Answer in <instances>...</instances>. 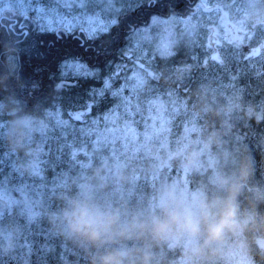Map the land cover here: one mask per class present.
<instances>
[{"label":"clouds","instance_id":"1","mask_svg":"<svg viewBox=\"0 0 264 264\" xmlns=\"http://www.w3.org/2000/svg\"><path fill=\"white\" fill-rule=\"evenodd\" d=\"M244 21L264 23V0H253ZM15 67L10 64L8 74L0 77V91H9ZM239 107V98L230 99L220 111ZM4 110L15 117L10 121V146L31 155L26 139L33 118L17 115L20 109L11 95L0 100ZM247 115L255 116L254 110L249 108ZM212 142L214 136L208 137L199 151L186 145L174 154L179 166L187 172L199 170L201 152ZM103 169L65 186L48 213L52 228L84 252L87 264H165L158 252L163 247L176 253L166 264H225L230 239L252 233L258 242L264 241V213L259 211L264 187L250 185L254 166L248 155H242L231 172L214 168L207 182L194 189L176 182L160 184L137 206L102 195L108 187ZM115 179L121 183L126 178L117 173ZM15 238L14 228L0 230V254L14 251Z\"/></svg>","mask_w":264,"mask_h":264},{"label":"rangeland","instance_id":"2","mask_svg":"<svg viewBox=\"0 0 264 264\" xmlns=\"http://www.w3.org/2000/svg\"><path fill=\"white\" fill-rule=\"evenodd\" d=\"M251 5H253V0H210V7H224L231 14L235 11L236 14L241 13L242 17ZM61 11H67V9L62 8ZM72 11H78L75 5H73ZM2 13L21 16L25 14V9L19 3V0H0V15ZM206 18V13H202L201 16L197 17L198 25L193 35L186 34L183 25H176L177 47L180 43H183L187 59L179 62L174 59L156 60L148 65L154 71L159 72L160 75L162 74L166 78L165 82L161 83L150 78L144 69L137 68L130 60L128 62L118 60L105 68V72H112L116 70L117 65H124L120 73L125 70L128 74L118 77L115 81L116 85L123 83L122 78L131 75L132 71L140 72L143 75V86L136 93L139 97L142 112L136 117L137 123L134 129L122 127L117 132L104 133L99 136L95 133L92 135L82 133V128L92 126L91 119L96 115L89 116L85 123L84 121L73 120L69 116L68 110L79 108V104L84 103L87 99L86 96H82L84 99H79L81 96L68 99L65 107L52 103L42 118H33L34 126L28 132V135L34 141L29 142L33 145L31 149L36 155V161L31 164V172L34 173L38 170V159H42L43 156L52 152L62 151L66 145L69 130H73L80 139L77 144H75L76 142L73 143L75 144L74 147L77 145L86 147L85 142L92 137L91 147L95 150V154L87 160L81 159L79 163L93 168L101 166L100 159L97 157L104 159L105 155L115 156L112 162L113 165L110 166L109 176L115 174L114 171L117 170L115 168L127 166L128 170L135 173L134 177L130 176L129 178L135 179L138 177L143 182L145 174L144 172H138L139 166L151 161L153 163L152 175L145 180L148 184L155 183L158 186L163 183L176 182L181 186L194 189L201 182H207L214 168H222L226 172L235 170L243 152L238 148L231 150L229 141L232 139L241 147L243 135L233 127L229 118L231 115L238 113L240 107L234 108L231 112H223L220 109L228 100L239 98V91H215L206 80L205 74L195 79L191 86L192 90L189 92L175 90L173 84H168V82L188 83L193 67H195L200 57L205 55L208 35L206 29L208 23H204ZM193 57L196 59H193ZM133 59L135 60V56H133ZM10 64L14 65L13 58H10ZM72 79L76 78L71 72H68L64 83ZM101 86L100 84L97 87ZM153 97H159L160 99L150 111L145 105V101ZM109 99H111L110 96ZM218 111L219 115L216 114ZM63 121L68 123L64 124ZM103 127L104 123L102 121L101 128ZM3 133H9V128L4 129ZM210 136H214V142L201 152L199 170L187 172L182 169L174 154L186 145L195 147L199 151ZM76 150L77 153L81 152L83 155L91 154L85 148ZM122 151H125L124 157H120L118 154L115 155L117 152ZM163 158L166 159L163 160ZM176 159L177 162L173 163ZM172 168H175L176 171L169 178L167 176ZM179 169L182 170L183 174H178L175 177L174 175L178 173ZM142 182L138 186L139 189L143 187ZM250 185H254V183H250ZM114 189L119 190L118 187ZM129 195L133 196V193ZM121 196L122 192L119 190V197ZM134 197L139 198L140 196L134 194ZM229 245L230 247L227 249L228 258L225 264H256L248 255L247 249L253 250L264 260V241L258 242L252 233L230 239Z\"/></svg>","mask_w":264,"mask_h":264},{"label":"snow or ice","instance_id":"3","mask_svg":"<svg viewBox=\"0 0 264 264\" xmlns=\"http://www.w3.org/2000/svg\"><path fill=\"white\" fill-rule=\"evenodd\" d=\"M19 3L24 6L25 15L33 25L23 50L15 59L24 95L27 97L30 92L32 102L49 97L53 87L46 85L45 78L51 82L60 80L55 85L63 88L68 72L77 79V86L80 80L85 83L100 81L101 87L85 89L87 99L79 104V110L68 113L73 120L86 123L91 113L99 112L91 119V127L81 129L82 133L98 136L117 132L122 127L135 128L136 117L142 112L136 93L143 86L144 78L140 72L132 71L131 75L122 78L123 83L116 85L124 65H117L115 71L105 72L111 64L110 53L106 48L88 47L85 51V43L95 44L111 37L108 47L117 48L123 57L131 59L135 56L134 65L148 70V65L154 61L174 59L179 54L176 51L177 24L183 25L186 34L193 35L198 25L197 17L211 10L210 0H199L194 9L185 0H19ZM73 5L78 11H72ZM62 8L67 11H61ZM178 9L186 10L187 14L165 15L181 11ZM77 31L85 37L84 45L75 50L65 49L60 42L65 37H75ZM121 41H125V47H119ZM262 50L264 44L250 49L245 59L261 55ZM211 59L223 64L218 52ZM159 99L149 98L145 105L151 111ZM254 112L258 124H264V99L260 100ZM69 148L75 158L77 150L71 144Z\"/></svg>","mask_w":264,"mask_h":264},{"label":"trees","instance_id":"4","mask_svg":"<svg viewBox=\"0 0 264 264\" xmlns=\"http://www.w3.org/2000/svg\"><path fill=\"white\" fill-rule=\"evenodd\" d=\"M199 0H185L193 9ZM183 5H181V9ZM178 9V10H181ZM9 15V13H7ZM186 10L177 11L175 13H166L165 15H186ZM7 22L6 20H3ZM5 25L7 23H4ZM32 28L31 25L29 29ZM28 33L21 39L16 36L12 30L5 27L0 23V77L8 74L10 58L14 59L15 71L12 72V78L8 81L9 91H0V100H4L7 96L11 95L16 102V106L20 109L17 115H25L32 118H42L45 115L47 108L52 103H57L65 107V103L68 99L78 96H86L85 89L91 87L100 86V81L89 80L87 83L80 80L79 86H77V79L65 81L66 86L63 88L58 87L57 83L49 81L45 78L46 85H51L53 90L49 97H45L43 100H37L32 102L30 97L31 93H28L26 97L23 92V85L18 75L17 65L15 59L19 57L21 51L24 48L25 40ZM77 37L79 39L77 40ZM85 37L77 31L75 37H65L60 43L64 45L67 50L78 49L81 45H84ZM111 37H105L102 41L95 44L85 43L84 49L97 48L98 50L106 48L110 53L109 59L112 62L123 60L128 62L126 57H123L121 51L115 47H108V42ZM125 41H121L119 47H124ZM59 51V48H57ZM182 51V53H180ZM178 55L174 58L177 62L187 59V54L184 53V45L178 46ZM123 71L120 76H125L128 73ZM166 78L162 77L159 82H165ZM99 115V112L94 111L92 115ZM15 117L9 115L7 110L0 113V230L7 227H12L15 230L16 238L14 243V251L8 255L0 254V264H87V259L84 252L78 248L74 243L65 239L57 234L52 228L48 220V213L57 206V196L68 184H73L91 176L92 171L98 167L104 166L103 175L108 180V187L102 193V195L111 197L113 199H124L131 206L142 205L146 203L148 198L152 195L153 191L157 187L155 183L148 184L145 180L152 175V162L140 165L138 172H144V181L134 177V171L128 170L127 166H123L117 169L114 175L109 176V170L111 171V165H113L114 155H105L104 159L99 158L101 166L90 168L88 165L79 163L81 159H89L95 154V150L91 147L92 137L85 142V146L73 145L79 142V136L76 135L73 130H69L66 137V145L61 152H52L49 155H45L42 159H38V170L31 172V164L35 162L34 151L31 155L26 154L23 150H13L9 144L8 134L3 133L4 129L9 128L10 121ZM232 125L237 123L235 118L231 119ZM33 138L27 135L26 144L29 149L33 146L31 144ZM31 141V142H29ZM76 142L75 144H73ZM72 145L75 149L85 148L91 154L83 155L78 152L76 157L71 155L72 149L69 145ZM33 150V149H31ZM243 155H248L253 163H257L261 159L258 155L250 154L243 150ZM106 154V153H105ZM120 157L125 156V151L117 152L115 155ZM238 154V153H237ZM167 155V154H166ZM242 156V155H241ZM167 157V156H166ZM166 158H163L165 160ZM241 159V157H240ZM239 159V160H240ZM177 162V159L173 163ZM87 166V167H86ZM86 167V168H85ZM254 166L253 175L249 183H254V186H262L264 182V171L256 169ZM176 171L172 168L169 171L167 177H172V174ZM263 171V172H262ZM122 173L125 176V180L121 183L116 182V174ZM164 173V172H163ZM178 174H183L179 169ZM142 182L143 187L139 189V184ZM256 183V185H255ZM118 187L122 192V196L119 197V190L114 189ZM114 189V190H113ZM133 193V196L129 195ZM134 194L140 196L135 198ZM260 212H264V205L260 206ZM161 260L163 262L172 260L175 258L176 253L169 250L167 247H163L158 250ZM247 253L250 258L256 264H264V260L261 256L257 255L253 250L247 249Z\"/></svg>","mask_w":264,"mask_h":264},{"label":"flooded vegetation","instance_id":"5","mask_svg":"<svg viewBox=\"0 0 264 264\" xmlns=\"http://www.w3.org/2000/svg\"><path fill=\"white\" fill-rule=\"evenodd\" d=\"M210 9L206 13L207 18L204 22L208 23L207 49L191 71L190 90L195 79L205 74L206 80L215 91H239L240 108L238 113L232 115L237 121L233 127L243 135L242 150L252 156H260L261 159L254 166L264 171V142H262L264 124H258L255 116L247 115L249 108L256 110L260 100L264 99V50L261 55L245 59L250 49L264 44V23L245 22L241 13L236 14L235 11L231 14L224 7H210ZM0 23L12 30L19 37L17 40L27 34L28 25H32L25 14L17 18L2 13ZM216 52L222 57L223 64L211 59ZM205 61L207 64L204 63Z\"/></svg>","mask_w":264,"mask_h":264},{"label":"bare ground","instance_id":"6","mask_svg":"<svg viewBox=\"0 0 264 264\" xmlns=\"http://www.w3.org/2000/svg\"><path fill=\"white\" fill-rule=\"evenodd\" d=\"M229 147H230L231 150H234V149L238 148L237 142L231 139L229 141Z\"/></svg>","mask_w":264,"mask_h":264},{"label":"water","instance_id":"7","mask_svg":"<svg viewBox=\"0 0 264 264\" xmlns=\"http://www.w3.org/2000/svg\"><path fill=\"white\" fill-rule=\"evenodd\" d=\"M148 70H150L152 72V75H149V71ZM148 70H146L148 76H150L152 78H156L157 77L156 74H155V72L152 69L148 68ZM75 110H79V109L68 110V113L71 112V111H75Z\"/></svg>","mask_w":264,"mask_h":264}]
</instances>
